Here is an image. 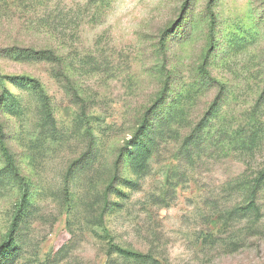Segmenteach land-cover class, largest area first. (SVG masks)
Wrapping results in <instances>:
<instances>
[{
    "label": "rangeland",
    "instance_id": "rangeland-1",
    "mask_svg": "<svg viewBox=\"0 0 264 264\" xmlns=\"http://www.w3.org/2000/svg\"><path fill=\"white\" fill-rule=\"evenodd\" d=\"M0 140V264H264V0H0Z\"/></svg>",
    "mask_w": 264,
    "mask_h": 264
},
{
    "label": "trees",
    "instance_id": "trees-1",
    "mask_svg": "<svg viewBox=\"0 0 264 264\" xmlns=\"http://www.w3.org/2000/svg\"><path fill=\"white\" fill-rule=\"evenodd\" d=\"M0 148H1V151H2V154L6 160V163L7 165L11 168V169H15V166H14V162H13V159H12V156L11 154L9 153L7 147L4 145V143L0 140ZM120 251H123L124 250H120Z\"/></svg>",
    "mask_w": 264,
    "mask_h": 264
}]
</instances>
